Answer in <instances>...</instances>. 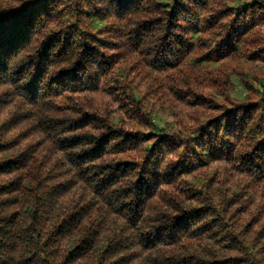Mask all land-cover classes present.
Segmentation results:
<instances>
[{
    "label": "trees",
    "instance_id": "trees-1",
    "mask_svg": "<svg viewBox=\"0 0 264 264\" xmlns=\"http://www.w3.org/2000/svg\"><path fill=\"white\" fill-rule=\"evenodd\" d=\"M239 1L205 0L195 7L205 10L209 18L218 17L230 24V10L245 7V2ZM133 2L120 0L121 10H127ZM46 7V0L30 4L0 0V56L29 38L34 14ZM68 7L75 12L74 4ZM164 10L171 11L168 0H157L154 11ZM177 10L179 6L173 9V16ZM97 19L103 26L95 29L103 33L107 22L102 17ZM153 19L162 17L156 15ZM151 22L142 21L145 27ZM73 23L79 27L76 19L66 25L51 21L46 34H38L21 50V58L40 52L36 75L26 88L33 100L25 93L17 94L13 101L4 94V89L12 85H0V245L19 251L24 264H109V258L118 253L123 255L110 264H155L153 253L157 249L170 253L166 259L171 264H239L241 246L264 250V182L235 169L219 150L196 161L195 167L173 169L156 185L134 175L144 159L139 146H134L136 136L153 135L151 128L156 126L151 112L156 107L172 118L173 133L183 127H202L203 135L207 130L204 124L218 128L225 115L229 130H233L236 110H220L235 89V64L248 53L252 58L264 59L260 56L264 53L263 28L246 27L249 33L243 39L238 27L230 31L214 24L207 31L195 32L193 43L201 42L200 54L191 61L161 71L142 64L132 53L113 65L105 77L107 83L95 87H75L81 64L67 68L62 66L67 60L62 59L51 66L56 71L47 93L34 100L37 80L49 62V49L72 56L71 47L64 51L69 46L66 29L74 28ZM100 39L97 37V42ZM213 49L217 55L206 59ZM95 51L85 47L86 54ZM205 62L218 65H203ZM118 66L127 69L126 76L113 75ZM139 83L149 89L146 106L133 95ZM262 93L257 94L249 82L244 98L231 99L241 104L259 103L264 100ZM130 99L140 105L139 114H130L126 103ZM252 106L238 107L247 113ZM100 122H107L113 130L103 133L92 127ZM63 124L73 135L61 142L53 137L52 129ZM121 128L127 134L110 140ZM157 129V134H167L164 128ZM92 136L96 137L94 141L90 140ZM161 142L172 143L166 136ZM85 144L90 146L83 148L73 163L67 149ZM258 147L264 148V141ZM240 151L246 149L241 146ZM82 162L87 168L80 166ZM200 176L205 182L199 180ZM129 180L136 184L138 193L131 218L103 194L109 186ZM175 205L185 213L177 211ZM205 208L210 209L206 214ZM161 212L178 216L172 229L148 234L146 245L131 250L133 246L125 242L126 229L133 227L132 222L140 214L147 217ZM193 222L198 227H191ZM85 238L89 241L86 245Z\"/></svg>",
    "mask_w": 264,
    "mask_h": 264
},
{
    "label": "clouds",
    "instance_id": "clouds-1",
    "mask_svg": "<svg viewBox=\"0 0 264 264\" xmlns=\"http://www.w3.org/2000/svg\"><path fill=\"white\" fill-rule=\"evenodd\" d=\"M35 2L37 0H24L25 4ZM203 2L205 0H168L171 11L164 10L157 13L154 11L157 0H134L127 10H121L120 0H46L47 7L38 10L33 16L29 38L14 51L0 56V85H12L4 89V94L10 96L13 101L17 94L29 95L26 88L36 75L40 52L27 58H21L20 52L31 45L38 34H46L45 29L53 20L66 25L76 19L79 27L73 23L74 28L66 29L69 46L64 52L71 47V57L59 55L55 48L49 49V62L42 76L37 80L38 94L34 100L42 93H47L56 71L51 66L59 64L62 59L67 60L68 63L62 65L67 68H73L78 62L81 64L77 71L80 79L74 83L75 87H95L99 83H107L105 77L110 73L113 65L132 53L139 56L142 64L161 71L181 65L185 61H191L200 54L198 48L201 42L193 43L195 32L207 31L214 24L218 23L220 27L230 31L233 27L244 26H249V29L264 28V0H244L245 7L236 11L230 10L232 17L230 24L218 17L209 18L205 10L195 7L197 3ZM70 4L75 5V12L68 7ZM178 6L179 10L173 16V9ZM62 8L63 11H61ZM77 13H79L78 16ZM156 15L161 16L162 19H153ZM101 17L108 25L103 33L97 32L94 27L97 18ZM145 19L152 20L147 27L142 23ZM61 35L63 34L59 35V39ZM97 37H101L99 42ZM86 46H91L96 51L86 54ZM207 47L211 48V45ZM215 55L217 53L214 49L209 50L205 58L211 59ZM260 56L264 58V53ZM51 87L53 88V84ZM29 98L33 100L30 95ZM188 99L191 101L193 98L188 97ZM126 103H128L130 114H139L140 105L135 100L130 99ZM241 105L253 106L245 113L243 107H238ZM228 109L236 110L233 117L235 127L232 131L229 130V118L225 115L221 118L218 128L215 124H204L207 130L203 132V135L202 127H183L175 133L165 130L167 134H157L158 129L152 127L153 135L138 134L134 146H139L144 159L136 166L138 171L134 175L139 178L143 176L145 181L155 182L156 185L173 169L195 167L196 161H202L215 149L219 150V155L226 157L235 169L250 174L254 181L264 182V148L258 147L264 141V100L259 103L241 104L233 102L229 97L228 104L220 111L225 113ZM92 127L103 133L113 130L107 122H100ZM126 134V131L121 128L110 140ZM52 135L63 142L65 137H71L73 133L68 130L67 124H63L54 127ZM165 136L172 143L161 142ZM95 138L92 136L90 140L94 141ZM147 141L152 143L148 145ZM89 146L85 144L82 147H69L67 149L69 159L75 163L77 154ZM241 146L246 151H240ZM80 166L87 168V163L82 162ZM103 194L119 204L122 210H126L130 218L133 216L138 193L136 184L131 180L117 184L115 187L109 186ZM175 207L177 211L183 212L180 205ZM203 210L205 214L210 211L207 208ZM176 217L178 216L166 215L162 212L153 213L147 217H142L140 214L139 218L132 222L133 227L126 229L125 242L133 246L131 250L137 251L139 245H146L148 234H155L158 229H172L176 223ZM191 227H198V225L193 222ZM88 242L85 238L83 244L86 245ZM120 255L123 253L111 256L109 264L112 260H118ZM169 255L170 253L166 250L157 249L153 253V256L157 257L155 264H171L166 259ZM239 256L241 257L239 264H264V250L259 247L241 246ZM0 264H24L23 255L12 246L5 249V246L0 245Z\"/></svg>",
    "mask_w": 264,
    "mask_h": 264
},
{
    "label": "rangeland",
    "instance_id": "rangeland-1",
    "mask_svg": "<svg viewBox=\"0 0 264 264\" xmlns=\"http://www.w3.org/2000/svg\"><path fill=\"white\" fill-rule=\"evenodd\" d=\"M241 1V0H240ZM239 1V2H240ZM244 2V0H242ZM103 26V22L99 19H97V23L95 24V28ZM246 27H238V33L241 36V38L245 39L248 36L249 31H246ZM264 31V28H263ZM264 41V36H263ZM262 47L264 49V43L262 44ZM251 54H245V56L242 58V60L239 61V63H236L235 71L232 76V81L235 84V89L231 93V97L234 100L242 99L244 98L245 94L247 93V87L248 83L250 82L252 86H254L255 92L257 94L264 92V59H255L250 56ZM203 65H212L216 67L218 64L216 63H204ZM115 77H124L127 75V69L124 66H118L116 67L114 74ZM247 81H249L247 83ZM149 89L147 88V85L143 83H139L136 85V87L133 89V95L135 99H137L140 103H145L146 95L148 94ZM220 99H223L220 97ZM150 109V107L148 106ZM152 116L154 118V123L156 128H164L165 130L174 129V123L172 118L168 114H164L162 110H157V107L152 112ZM199 180L201 182H205L204 177H199Z\"/></svg>",
    "mask_w": 264,
    "mask_h": 264
}]
</instances>
